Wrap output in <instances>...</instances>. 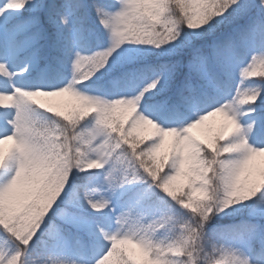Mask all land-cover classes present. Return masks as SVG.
<instances>
[{"label": "snow or ice", "instance_id": "obj_1", "mask_svg": "<svg viewBox=\"0 0 264 264\" xmlns=\"http://www.w3.org/2000/svg\"><path fill=\"white\" fill-rule=\"evenodd\" d=\"M0 264H264V0H0Z\"/></svg>", "mask_w": 264, "mask_h": 264}, {"label": "rangeland", "instance_id": "obj_2", "mask_svg": "<svg viewBox=\"0 0 264 264\" xmlns=\"http://www.w3.org/2000/svg\"><path fill=\"white\" fill-rule=\"evenodd\" d=\"M256 79H258V77Z\"/></svg>", "mask_w": 264, "mask_h": 264}, {"label": "trees", "instance_id": "obj_3", "mask_svg": "<svg viewBox=\"0 0 264 264\" xmlns=\"http://www.w3.org/2000/svg\"><path fill=\"white\" fill-rule=\"evenodd\" d=\"M259 79V78H258Z\"/></svg>", "mask_w": 264, "mask_h": 264}]
</instances>
